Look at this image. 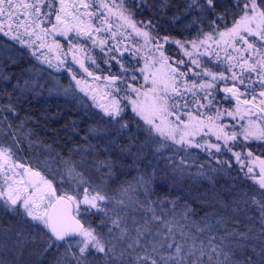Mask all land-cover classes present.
I'll use <instances>...</instances> for the list:
<instances>
[{"label": "snow or ice", "instance_id": "1", "mask_svg": "<svg viewBox=\"0 0 264 264\" xmlns=\"http://www.w3.org/2000/svg\"><path fill=\"white\" fill-rule=\"evenodd\" d=\"M173 6L0 0V98H7L0 104V264H264V158L252 150L253 142L264 146V0H183L169 15ZM165 19L191 38L162 33ZM171 46L182 55L173 57ZM25 55L36 62L26 71L69 79L57 94L83 122L67 126L77 140L68 157L12 103L17 90H31L13 71ZM113 146L117 157L93 156ZM165 149L180 155L174 172L181 178L212 182L238 165L241 185L228 189L231 201L217 202L245 219L232 227L218 213L197 221L179 197L158 195L156 169L140 162ZM197 153L205 159L193 173ZM123 168L137 175L109 191Z\"/></svg>", "mask_w": 264, "mask_h": 264}, {"label": "trees", "instance_id": "2", "mask_svg": "<svg viewBox=\"0 0 264 264\" xmlns=\"http://www.w3.org/2000/svg\"><path fill=\"white\" fill-rule=\"evenodd\" d=\"M174 6L169 10V15L177 11V8L183 4V0H173ZM150 12H144L143 16H150ZM163 27L161 32H167L172 35L185 38H191L187 32H184L181 25H172L168 23L167 19L161 21ZM195 35V33H192ZM32 65L30 64L28 58L24 56L19 63V65L13 70L16 74V77H19V84L21 88L27 87L31 89L30 91H25L22 95L19 90L13 95L12 103L17 105L19 109L20 118L29 117L30 123L29 128L33 129L35 134L39 135L40 139L48 144H52L53 147L61 152L65 157L70 155V149L75 146L77 140L73 138L68 131L67 126L71 124L73 120L81 121V111L74 107L72 104H68L62 98L58 97H47L44 87L40 90L37 82L34 81V73L26 71L30 69ZM29 81L25 85V81ZM16 84V78L14 77L11 81V84L7 87L9 93L13 92L11 85ZM4 85H0V88H3ZM19 97V99H17ZM7 98H0V104L6 103ZM95 142V141H94ZM126 142V138L121 140V143ZM103 149V146H101ZM25 154H27V149H25ZM103 160L105 158L113 159L119 155V149L116 146H113L110 152H105L101 150L98 154H93ZM73 159H79L78 156H73ZM92 157H89V164H91ZM148 156L146 159L140 162V167L146 168V165H149ZM150 167V165H149ZM148 167V168H149ZM156 168V167H155ZM88 169H92L88 167ZM157 180L155 181L153 188L158 195L163 196L165 193L170 198L179 197L180 203H187L196 211V216L194 217L197 221L201 220L206 214L218 213L220 217H223L225 220H228V227H232V220H244L243 215L233 214L230 210L225 209L222 205L217 202L218 200L222 201H231L233 196L228 191V189L236 184L241 185L236 179L232 177L229 179H218L213 180L212 182L199 181V182H188L172 179L168 177L165 173L158 172ZM137 175L135 169L123 168L119 169L116 175H114L113 180H111L110 187L113 188V185L119 186V184L130 181ZM142 191V190H140ZM156 199V196L152 197ZM171 208V205L168 206ZM177 212L180 211V208L176 209ZM137 217L139 214H136ZM214 222V221H213ZM7 226V222L5 223ZM241 230H245L244 224L238 225ZM179 238V234H177Z\"/></svg>", "mask_w": 264, "mask_h": 264}, {"label": "rangeland", "instance_id": "3", "mask_svg": "<svg viewBox=\"0 0 264 264\" xmlns=\"http://www.w3.org/2000/svg\"><path fill=\"white\" fill-rule=\"evenodd\" d=\"M0 42H3L2 37H0ZM61 42L65 43L63 40ZM170 52H171V55L173 57L182 55V53L178 49H176L175 46H171ZM185 59H187V58H185ZM202 59L205 60L208 63V66L210 68H212L213 70H215L218 67L217 64L214 61H210L208 59V57H203ZM28 60H29L31 65L36 63L34 60L30 61L29 58H28ZM40 67L43 68L44 66H40ZM102 67H105V66L102 65ZM50 72H51V70H45L43 72H33L34 73V81L37 82V84L40 87V90H42L44 85H45L44 90L47 91L45 93L47 97L62 98L68 104L73 105L72 101L69 98L65 97L64 95L57 94V88L58 87H60L61 85L62 86L68 85L69 79H68L67 75L63 72H60V73H51V76H50L49 75ZM226 75H230V74L226 73ZM52 77H55L56 79H53ZM57 80L59 83H57ZM224 83H227L230 86L232 81L229 80L227 82H222L221 87L223 86ZM61 91H62V89H61ZM223 95H224V93H222V92L219 93L220 97H223ZM89 103H91V101H89ZM220 107L223 109L224 107H231V105L229 104L228 101H222L220 104ZM226 122H229L231 124H236L237 125L236 130H239V123H240L239 121H230L229 118H226ZM252 150L254 151L255 155H260L262 158H264V146H261L258 142H253L252 143ZM197 156H198L197 161L195 163H193L192 167L190 168V171L193 173H195L197 171L196 164L203 163L204 159H205L204 153H197ZM169 157H171V159H169ZM180 158H181L180 155H173V153L171 151L165 149V150H163V152L161 154H159L158 156H155V157L152 156L151 154H149L147 162H149L150 167H149V165H146V168L149 171H151L152 168L156 167L158 169V172L164 173V174L166 173L168 177H171L172 179L175 177L176 180H181V181L186 180L190 183L199 182V181L209 182V180L206 178H196V177H191V176H184L181 178L177 173L174 172V167L176 165L180 164ZM232 162L235 165L234 159ZM211 163L214 165V162H211ZM185 166H187V165H185ZM214 166H216V165H214ZM238 167L239 166L236 165L235 168L233 170H231V174L229 176H225L223 174H212L214 176L213 180L229 179L231 177L232 178L235 177L237 174ZM82 170L85 171L88 175H90L94 180L97 179L99 176V174L97 172H95L94 169H88V167H86ZM101 171H105V170L101 169ZM205 171H207V168H205ZM237 181L241 183L240 180H237ZM111 182L112 181L110 180L109 184H111ZM116 187H118V186L113 185V188H111L110 185H108V190L114 191ZM141 198H143V197H141ZM137 214H139V213H137Z\"/></svg>", "mask_w": 264, "mask_h": 264}]
</instances>
